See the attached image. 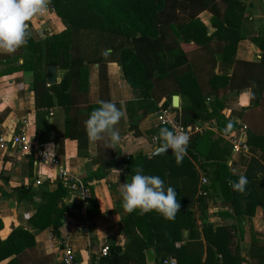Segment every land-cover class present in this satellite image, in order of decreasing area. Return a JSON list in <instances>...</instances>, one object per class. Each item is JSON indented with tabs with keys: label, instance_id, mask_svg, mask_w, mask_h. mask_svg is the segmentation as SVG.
Here are the masks:
<instances>
[{
	"label": "crops",
	"instance_id": "1",
	"mask_svg": "<svg viewBox=\"0 0 264 264\" xmlns=\"http://www.w3.org/2000/svg\"><path fill=\"white\" fill-rule=\"evenodd\" d=\"M241 1L245 10L239 24H230L223 18L224 23L235 26L241 36L233 53L220 57L228 41L222 38L223 33L219 37L211 35L216 27L212 26L210 21L212 14L206 10L200 12L197 19L205 27L210 39L205 45L195 44L193 41L183 44L208 109L213 107L228 122L234 124L230 131L225 132L219 129L220 126L214 117L194 122L201 124L214 121L216 125L199 140L196 159L187 152L185 157L193 169L184 159L177 165L171 150L154 154L158 145L152 147L149 137L157 135L161 127H168L157 123L158 110L168 101L165 96L156 102L153 96L140 95L139 91L133 89L126 81L118 62L89 64L86 101L84 102V96L77 88L72 87L73 98H70V103L67 97L62 98L64 102L58 103L57 95L46 90L51 84L59 83L67 69L55 66L56 81L48 83L47 66L45 86L37 91L38 104L33 89V70L13 69L22 64L24 58H5L4 54H0V131L8 137L24 131L32 142H44L51 155L72 174L81 178L90 189L91 198L84 216L79 214L82 202L77 193L67 192L64 188L65 191L56 200L57 208L62 207L65 214V218H60L63 221L59 227L60 234L66 237L74 249L78 264H106L103 262V256H100L103 245L119 246L121 252L127 248L129 237L122 226L129 215L122 208L120 186L130 182L135 168L139 166V160L143 157L151 159L160 156L157 160L173 159L174 164L169 169L165 166L143 168V174L159 176L165 187H183V179L192 172L198 177L199 189L201 176L207 177L213 169L210 164L201 165L202 161H206L204 158L208 161H225L229 171L235 175L247 174L255 180L262 177L260 167L264 168V65L261 66V58L264 55L257 43L251 39L262 37L264 34V0ZM49 17L50 20H41L40 23L29 27L34 40L43 39L46 35L64 29L56 12ZM203 37L202 34L201 38ZM213 74L225 77V80L215 82V89L211 88L209 82ZM173 95L175 94L171 95V100L165 107L177 109L174 111L179 113L182 99L180 94H176L178 106L174 107ZM100 100L113 102L123 113L116 125L121 139L118 144L112 146L113 149L107 148V140L90 142L85 136V141L82 142L84 122L91 111L99 107ZM90 105L92 109L88 108ZM246 108L249 110L241 117V111ZM242 123L255 134V140L251 139L253 144H249L247 150L234 153L227 137L230 133L239 132ZM247 129L244 132L245 141ZM252 158L257 162L248 166ZM133 159L138 162L129 164ZM59 185L61 184L55 169L29 155L23 156L17 148L7 146L0 149V264L60 263L61 238L54 231V223L51 221L45 225V221L35 224L31 222L36 207L47 201L43 191H55ZM23 187L25 190L20 189ZM243 194L240 195L242 198L232 205L231 201L225 200L220 186L214 185L208 189L204 212H200L197 204L193 206L196 230L200 232L197 239L202 245H196V235H190L191 231L183 227L181 237L174 243L176 248L189 243L185 250L188 259L184 260L183 264H202L205 260L207 250L202 232L203 224H210L213 229L224 227L227 230L225 234L217 235L220 238L216 244L211 243L206 264H264V184L259 188L258 195L263 204L256 203L254 197L245 199ZM131 219L140 221L143 217L133 215ZM85 220L89 221L86 229L83 226ZM15 228H23L32 233L35 245L29 258L21 256L18 263L16 260L10 263L9 246L4 241ZM135 228L138 231L136 226ZM218 248L227 250V255L222 256L221 252L217 251ZM148 249L154 252V262L147 261ZM148 249L144 252L143 259L137 249H131L129 252L132 259L127 264H160L156 259L161 257L156 254L155 249ZM168 257L175 258L179 264L176 256Z\"/></svg>",
	"mask_w": 264,
	"mask_h": 264
},
{
	"label": "trees",
	"instance_id": "2",
	"mask_svg": "<svg viewBox=\"0 0 264 264\" xmlns=\"http://www.w3.org/2000/svg\"><path fill=\"white\" fill-rule=\"evenodd\" d=\"M51 5L61 19L64 29L39 40H34L30 36L25 46L14 54L3 56L5 58L21 56L24 58L22 64L13 69L33 70L36 102L37 91L45 86L47 66L54 65L67 69L59 83L51 84L46 88L57 95L58 103L64 102L63 97H67L70 103V98H73V88H77L84 96L85 102L88 65L94 62L103 64L107 61H115L120 64L126 81L133 89L139 91L140 95L153 96L156 102L165 96L169 103L172 94H180L182 103L177 114L183 124H192L198 119L214 117L220 126L219 129L225 131L230 122L213 107L211 110L208 109L183 44L193 41L195 44L205 45L210 39L205 27L197 19L198 14L206 10L212 14L210 21L212 26L216 27L211 35L219 37L223 33L222 38L228 41L220 57L233 53L241 36L235 26L226 25L223 18L230 24H239L245 10L241 0H52ZM202 34L203 38H201ZM251 40L257 43V47L264 55V34ZM103 50H110L107 58L102 57ZM261 63L263 67L264 56L261 58ZM223 79L225 80V77L211 75L209 78L211 88L215 89V82ZM167 103L164 102L163 106ZM88 108L92 109V105ZM173 110L177 111L174 108ZM248 110L249 108L243 109L240 116L243 117L245 115L243 113ZM231 125L234 126L233 123ZM85 136L84 132L82 142L85 141ZM203 137L204 134L194 135L188 146L187 152L193 159L197 158V144ZM254 137L255 134L247 129L248 145L253 144ZM159 157L155 156L151 159L143 157L138 165L142 168L165 166L169 169L174 164L173 159L157 160ZM184 160L192 167L186 157ZM204 160L206 161H202V166L208 164L213 166L207 176L210 182L202 186L206 194H198V177L191 172L183 179V187L179 188L176 185L173 187L177 192V200L182 205L174 221L165 220L155 211L144 215H139L138 210L128 213V219L123 221L122 227L129 237V244L123 252L119 246L108 245L109 252L103 256L104 263L127 264L132 259L129 251L133 248L137 249V253L143 259L144 252L149 247H153L161 258L176 256L179 264H183V261L188 259L185 250L189 243L179 248L174 245L181 237L183 227L191 231L190 235H196L195 244L201 247L202 243L197 239L200 232L196 230L193 206L197 204L200 212L203 213L208 189L214 185L220 186L225 200L231 201L232 205L237 199L242 198L240 197L242 194L234 191L228 184L229 180L235 181L240 175L231 173L225 161L221 159L208 161L204 158ZM137 162L133 159L129 164ZM256 162L252 158L248 166H253ZM260 169L262 177L258 180L244 174L248 184L243 195L245 199L254 197L256 203L263 204L258 197L259 188L264 184L262 182L264 168L260 167ZM174 179L177 181L176 178ZM20 189L25 190L24 187ZM64 191L61 185L55 191H43L47 201L39 204L31 217V222L34 224L45 221L47 225L52 221L54 231L61 241L66 239L59 230L60 225L63 224L60 218H65V214L62 207L57 208L56 200ZM234 210L237 212L236 209ZM133 215L135 217L139 215L143 219L132 220ZM202 232L207 250V256L202 264H206L211 243L216 244L215 242L220 238L217 235H223L227 230L224 227L213 229L210 224H203ZM4 242L9 246L10 263L15 260L18 263L21 256L29 258L35 245L33 234L23 228L13 229ZM217 251L221 252L222 256L227 255V250L218 248Z\"/></svg>",
	"mask_w": 264,
	"mask_h": 264
},
{
	"label": "clouds",
	"instance_id": "3",
	"mask_svg": "<svg viewBox=\"0 0 264 264\" xmlns=\"http://www.w3.org/2000/svg\"><path fill=\"white\" fill-rule=\"evenodd\" d=\"M51 2L52 0H0V54H14L27 44L31 36L29 22L34 17L47 13ZM109 54L110 50H103L101 53L105 58ZM98 104L99 107L92 110L84 122L85 133L90 142L107 140L109 145L107 148H112L121 139L116 125L123 113L111 101L100 100ZM231 127L229 123L225 132L230 131ZM155 140L159 151L171 150L176 164L180 165L183 162L190 144L188 134L161 127ZM228 184L234 191L243 194L248 179L241 174L237 180H229ZM120 197L123 210L129 214L137 210L139 215L155 211L165 220L174 221L180 212L181 204L177 200L176 190L171 186L165 187L159 176L143 174L141 166L135 168V174L132 175L130 182L121 184Z\"/></svg>",
	"mask_w": 264,
	"mask_h": 264
},
{
	"label": "built area",
	"instance_id": "4",
	"mask_svg": "<svg viewBox=\"0 0 264 264\" xmlns=\"http://www.w3.org/2000/svg\"><path fill=\"white\" fill-rule=\"evenodd\" d=\"M55 13L53 5L49 6V11L45 14L34 17L29 22V27H33L34 24L40 23L41 20H50V15ZM33 24V25H32ZM208 100V99H207ZM157 123L160 125H166L170 130L176 129L184 131L190 137V142L196 134H204L205 132L212 130L216 123L214 121H205L201 124H183L179 115L170 107L162 106L158 110ZM247 129V125L242 123L239 132H233L228 134L227 140L231 145V150L234 153H239L248 149V144L244 139V132ZM157 135L149 137V142L152 147L158 145L155 140ZM7 146L17 148L23 156L29 155L42 164L48 165L52 169L56 170L58 181L61 186L66 189L67 192H75L79 195L82 202V206L79 210V214L85 215V208L89 204L91 193L89 187L84 181L72 174L60 161L51 155L48 151L46 144L41 141H31L24 131L11 134L9 137L3 131H0V149H5ZM201 187L198 189V194L205 195L206 191L202 189V186L208 184V178L205 175L200 179ZM89 225V221L83 222L84 229ZM62 256L59 264H78L75 251L71 245L65 239L61 241ZM109 252L108 245H103L100 249V256H106ZM160 264H178L173 257H165L161 259Z\"/></svg>",
	"mask_w": 264,
	"mask_h": 264
},
{
	"label": "water",
	"instance_id": "5",
	"mask_svg": "<svg viewBox=\"0 0 264 264\" xmlns=\"http://www.w3.org/2000/svg\"><path fill=\"white\" fill-rule=\"evenodd\" d=\"M46 81L48 83H54L56 81V67L53 66V65H50L47 67V71H46ZM172 104L174 107H177L178 106V95H173L172 96ZM170 151V150H168ZM159 152H162V151H159L158 149L154 152V154H157ZM146 257H147V261L148 262H154L155 261V257H154V252L152 249H148L146 251ZM156 261L158 263L161 262V258H157Z\"/></svg>",
	"mask_w": 264,
	"mask_h": 264
}]
</instances>
